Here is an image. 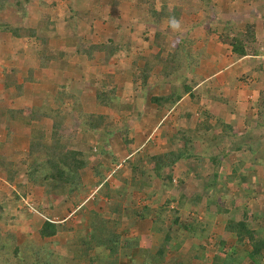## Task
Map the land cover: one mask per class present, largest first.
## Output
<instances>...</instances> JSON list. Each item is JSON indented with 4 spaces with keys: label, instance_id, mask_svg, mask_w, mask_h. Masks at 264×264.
Segmentation results:
<instances>
[{
    "label": "trees",
    "instance_id": "trees-1",
    "mask_svg": "<svg viewBox=\"0 0 264 264\" xmlns=\"http://www.w3.org/2000/svg\"><path fill=\"white\" fill-rule=\"evenodd\" d=\"M61 1L66 13L59 20L52 16L56 0H0V33H9L19 44L27 41L39 68L55 63L60 70L73 71L76 61L109 67L111 73L101 72L100 67L93 78L83 75V81L94 89L96 104L119 117L89 114L83 122L76 97L63 84L56 86L53 97L31 107L27 117L19 113L25 114V109H0V127L5 117L32 124L25 139H14L11 129L0 131V264H116L119 258H128L129 264H191L173 257L187 240H193L189 246L194 250L192 259L199 260L197 250H202L203 258L210 253L209 264H264V133L254 135L255 130H264V91L256 86L264 74L248 71L256 75L252 89L245 82L246 74L235 75L248 90L257 92L253 101L247 102L242 124L234 117L242 100L230 91L231 85L223 86L218 74L227 65L220 59L226 51L233 66L237 59L248 61L246 56L259 55L253 24L243 23L248 18L238 10L241 5H234L236 10L224 15V0ZM260 1L264 0L253 2ZM120 3L128 4L126 18L123 9L120 13L116 9ZM7 9L18 21L4 20ZM173 21L178 27H173ZM133 26L145 30L137 36ZM184 29L186 33L180 35ZM211 35L214 38L209 39ZM198 40L202 45L197 47ZM151 47L155 52L149 51ZM143 52L148 53L146 57ZM126 56L131 58L127 70L122 67ZM114 58H119V64ZM181 71L182 78L175 84L174 77ZM126 80L140 93L158 86L149 102L160 117L165 116L156 128L164 139L159 150L146 138L148 134L127 137L121 115L137 111L139 101L123 100L117 88ZM170 110L175 117L167 118ZM73 112L77 123L71 119L70 125H65L66 114ZM193 113L196 120L186 126ZM78 123L75 135H87L83 140L89 142L87 150H78L71 143L77 140L71 128ZM163 128H167L165 132ZM116 136L122 161L112 152ZM90 139L99 144L96 152L91 150ZM219 141L225 146L211 154L212 149L218 150ZM243 153L248 154L247 159ZM88 157L92 159L88 161ZM180 163L187 171H179L174 183L173 169ZM225 165L229 167L226 174ZM124 167L130 174L129 184L138 191L161 188L162 196L168 195L157 209L122 206V190L116 186ZM203 167L206 175L201 174ZM89 176L92 183L86 184ZM150 177L157 180L151 182L154 186L147 184ZM186 180L195 185L187 197L182 193ZM232 187L241 191L236 198L230 195ZM90 188L95 190L91 200L85 194ZM34 189H40L42 197L30 213L20 207V199L25 191ZM203 197L206 206L213 204L214 216L208 218L214 223L180 216L176 207L188 204L191 208ZM100 201H104L103 209L98 206ZM15 202L16 207H8ZM66 202L72 203L69 214L75 210V220H54L53 215H58ZM43 204L46 209L41 211L38 208ZM126 216L145 224L146 231L161 235L159 244L142 248L137 237L122 239L121 220ZM14 223L26 227L23 234L8 226ZM32 234L33 240L29 238ZM55 240L61 243L58 250L52 249Z\"/></svg>",
    "mask_w": 264,
    "mask_h": 264
},
{
    "label": "crops",
    "instance_id": "crops-1",
    "mask_svg": "<svg viewBox=\"0 0 264 264\" xmlns=\"http://www.w3.org/2000/svg\"><path fill=\"white\" fill-rule=\"evenodd\" d=\"M250 1V0H249ZM255 0H251V4H247L242 2V0H224V6L222 5V10L221 12H223L224 15H229L231 12H233L232 10H236L234 8V5L236 6V4H240V9H238L240 12H242L244 15H246V17L248 19H246L245 21H243V23L245 22H250L252 26V30H253V35L254 38L256 39V48L258 49L259 55L258 56H246L247 59H249L248 61L245 60V57L240 58L243 59L247 62L246 66L248 70H255V65H253V68L251 66V63L254 62V64L256 62H263L264 63V19L263 17L261 18L262 13H264V11H261L264 8V1H260V2H253ZM239 2V3H238ZM232 7V8H231ZM232 9V10H231ZM258 14L260 17H255L254 14ZM12 16H6L4 17V20L6 22H10L12 23L11 20ZM18 21V19L13 20V22ZM239 25V24H238ZM186 29L183 30V32L180 34L182 35L183 33L185 34ZM141 34V32H139ZM34 51H30L28 48V44L27 41H22L18 42L17 39H13L10 37L9 33H5V32H1L0 33V109H6V108H11L13 110H21V109H25L27 110L25 112V114L22 112L20 113V116H28L29 114V110L31 107L34 106H39L40 103L42 101H46L49 98L53 97L52 95L55 94V88L56 86H60V85H66L65 81L69 80L70 83L73 81L72 79V75L73 73H77L78 71L80 72H85V75L87 76V78H93V76H95V73L97 72V68H100L101 66H98V64L96 63H86V62H79L76 61L74 62V66L73 68H71L73 71L71 70H60L58 68V66L53 63L49 66H42L41 68L38 67V61L36 60V58H34L33 53ZM226 55V53L224 54ZM249 57V58H248ZM222 60V58H220ZM223 61V60H222ZM238 64V59L237 62L235 63V65L233 66L232 63H229V65H225L223 69H229L231 67L236 68ZM112 63H110L108 66H110V68ZM239 67L241 64H238ZM257 65L260 67L262 65V63H257ZM123 69H128V67L126 68V66L122 65ZM238 67V66H237ZM102 66L100 68L101 72H110L111 73V69H109V67H105ZM91 70L94 72V74L90 77V75L87 74V71ZM264 70V69H263ZM189 72L192 71V68L190 70H188ZM71 73V74H70ZM218 74H222V71L220 70V72ZM225 74L228 75V70L225 71ZM66 77L70 78L67 79ZM264 77V75H263ZM229 79V78H228ZM232 80V79H231ZM83 81V80H82ZM84 83V81H83ZM127 83V82H126ZM129 84H131L128 81ZM223 84V81L221 82ZM226 84H228L226 82ZM262 83H257L256 86L258 87V90H262L264 87H260ZM230 85L232 86V82L230 81ZM235 86V84H234ZM199 87V86H198ZM73 88V86H72ZM76 88V87H74ZM262 88V89H261ZM68 90V88H67ZM77 90V88L75 89ZM72 91V90H68L70 94L74 95L77 99L79 108L82 109V121L84 122L85 120H83V118H85L84 116L86 115H111L113 117H119L117 115H115V113L113 114V111H109L103 107H99L96 104L95 101V95H94V89L92 90V88L90 86H87L85 83L84 85H82V90L81 92H77V91ZM91 90V91H90ZM231 92H234L235 89L234 87L231 88L230 90ZM254 93V95L256 96L257 92L256 90H252L251 93ZM77 93V94H76ZM237 93L238 90H237ZM136 95L135 92H131L129 93L127 96L123 97L125 99H127V102H141V108L139 109V105L140 103L138 102V109L137 111L135 110L134 112L131 113H124V111L122 112L123 115L122 118L128 117L127 114H129V117H133L135 119H138L137 122H141V120H144V123H142L143 128H140L138 126L137 130L134 129L133 134L131 135L133 138H135L137 135H142V134H150L151 132L156 131V128H158L159 122H156L155 119H159L161 118L160 115L158 114V112L155 110L154 106L152 104H150L149 102V98H147V100L143 101L142 99L140 100L139 97L143 98L142 93H140L139 97L138 95H136L135 99L134 96ZM244 95V91H241V96ZM152 96V95H151ZM255 97H253L254 99ZM138 100V101H137ZM146 105V106H145ZM240 105H243V103H241ZM151 106H153L151 108ZM134 110V109H133ZM173 114V117H175V112L174 110H170L168 112ZM236 113H238L236 111ZM241 113V112H240ZM71 114H66L65 117V125H70V121L71 119L73 121H75V123H77V117L76 114L73 112ZM243 113L238 115H235V119L236 121H240L239 123L242 124L243 121ZM70 115V116H69ZM195 115V113H193L190 117L191 121L193 119V116ZM20 119H16V120H9L8 117H5L4 119H2L1 121V125L2 127H0V131L4 132V128L7 129H11L13 134H15L16 137H13L14 139L16 138V140L18 139V137H20L21 139H25L28 137V133L29 130L31 128V126L29 125L27 129H24L23 127H21V120ZM10 122V123H9ZM74 124V123H73ZM126 124L125 122H123V125ZM137 124V123H136ZM134 124V126L136 125ZM79 123L76 124L74 127L72 126V135H75V127H78ZM124 127H131V129L133 128L130 125H124ZM136 127V126H135ZM3 129V130H2ZM130 129V128H129ZM129 130L128 132V136L129 133L132 130ZM124 130V129H123ZM127 131V129H126ZM76 137L77 140H73L75 143H73L72 145H74V147H76V144H78V147H76L78 150H87L85 149L83 146H88L89 142L87 141L86 144L83 143V140H80V138L78 136H73V138ZM86 141V140H85ZM91 142V139H90ZM72 143V142H71ZM132 148V146H130ZM24 150V149H22ZM92 158L88 157L87 160L90 161ZM178 165H176L175 167H177ZM174 167V169H175ZM108 177V174L106 175ZM92 177L89 176V178L86 181V184H91L92 182L90 180ZM123 181H126L127 183L125 185H123L122 180H119L118 182V186L117 190L124 192V191H129L127 190L128 188L132 187L129 183H130V174H126L124 175V173L121 176ZM177 177H174L173 174V181L175 183ZM106 180V179H105ZM104 181V180H103ZM150 182H157V180L154 177H150ZM186 182H189V180H186ZM157 184V183H156ZM155 185V184H154ZM151 184V186H154ZM158 186V185H157ZM95 191V190H94ZM136 191H138L136 189ZM149 191V190H148ZM158 191V195L157 194ZM140 192V191H139ZM144 192V191H143ZM152 193V194H151ZM147 198H154L157 199L156 197L161 195V188H157V189H152L150 188V192L146 193ZM148 194V195H147ZM154 199V200H155ZM100 203H104V201H100ZM124 202H122V206H124ZM144 206H149V205H144ZM71 215V214H69ZM75 217V216H74ZM85 217V216H84ZM76 218V217H75ZM129 219H127V223L126 221H123L121 223V230L124 232H129V236L131 237H138V242H139V246L140 247H148L150 244V247L153 245L156 246L159 244L160 241V237L158 236V234H153L150 233L148 231H146L144 229L145 224H137L135 223L136 221L133 220L132 217H128ZM126 220V219H124ZM130 222V223H129ZM144 237H148L152 240H154L155 238L156 241L153 243V241L149 244H146V242H144L142 244L143 241H145L146 239ZM59 238V237H58ZM60 239V238H59ZM53 246L54 247L56 244L60 247L61 243L57 242V240L53 241ZM53 249V248H52ZM133 254V253H132ZM168 255V254H167ZM177 253L175 255V257H177ZM123 259L124 261L129 260L128 258H120ZM129 264V263H127Z\"/></svg>",
    "mask_w": 264,
    "mask_h": 264
},
{
    "label": "rangeland",
    "instance_id": "rangeland-1",
    "mask_svg": "<svg viewBox=\"0 0 264 264\" xmlns=\"http://www.w3.org/2000/svg\"><path fill=\"white\" fill-rule=\"evenodd\" d=\"M172 1L173 0H168V2L169 3H172ZM56 3H57V8H55L54 10H53V13H52V16H54V18H57V19H59V20H61L62 19V16H64V13H66V10H65V8H63V4H64V2L63 1H61V0H56ZM34 4H35V2H34ZM125 6H127L128 7V4H125V3H120V5L119 6H117V11H118V13H120L121 12V9H123V15H122V17L123 18H126L125 16H127V15H125ZM30 7V6H29ZM34 7V6H33ZM261 11H264V8L261 10ZM32 12V10L30 11V13ZM4 13H5V15L6 16H12L11 17V20H12V22H13V20H15L16 19V17H14L13 16V11L11 10V9H7L6 11H4ZM30 13H29V17H30ZM125 15V16H124ZM249 24H250V22H248ZM133 28V30L135 31V34L137 35V36H140L141 34L139 33L140 31H142V29L143 30H145L144 29V27H142V26H140V27H137V26H133L132 27ZM127 31H129V30H127ZM209 39H211V38H214V36L213 35H211V36H209L208 37ZM213 42H214V40H213ZM218 44V43H217ZM196 45H197V47L198 46H201L202 45V41H197V43H196ZM219 45V44H218ZM146 50V49H145ZM155 48L154 47H151L150 49H149V51H153V52H155ZM133 51H135L134 49H133ZM132 51V52H133ZM149 51H148V53H149ZM260 52H262V50L260 51ZM131 53V52H130ZM148 53H146V52H143V56L144 57H146L147 56V54ZM231 57V55H229V53H228V51H226V55H223V56H220V58H222V60H225V63L227 64V65H229V60L231 59L230 58ZM119 59V58H118ZM118 59H115L114 58V60H116L117 61V63L119 64V60ZM123 60H122V65H124V66H126V68L130 65L129 63H130V57L129 56H126V57H124V58H122ZM113 60V59H112ZM245 62H247V61H245V60H243V59H238V64H241L240 65V67L238 66V67H236V69H234V71H231V69L229 70V69H222V74H219V76L221 77V80L223 81V86L225 87V88H227L229 85H230V81L232 82V87H234V89H238V92L239 93H237V89L233 92L234 94H236V99H240L241 98V102L243 103V105H238L237 106V108L235 109V111H237L239 114H241V113H243L244 111H245V108H246V105H247V102L249 101V102H251V101H253V97H255V95H254V93L252 92L251 93V91L252 90H248V88H246V86H245V83L243 84V82H241V81H238L239 79H236V77H235V75H238V76H240V75H247V79H246V83L248 84V86H250L251 87V89L253 88V81H252V79L253 78H255L256 77V75H255V73L256 74H258L259 76H261V74H264V63L263 62H256L255 64H254V62H252L251 63V66H252V68H253V65H255V73H252V72H248V71H250V70H248L247 69V66H246V63ZM257 63H262V65L259 67L258 65H257ZM123 67V66H122ZM187 68V70H190L191 68H189V67H186ZM234 68V67H233ZM104 69V68H103ZM220 69V68H219ZM105 70V69H104ZM226 70H228V75H226L225 74V71ZM185 71V70H184ZM182 73H183V71H181V72H179L177 75H176V77H174V83L175 84H177L178 83V81H180V79L182 78ZM87 74L88 75H90V76H92L93 74H94V72L93 71H91V70H88L87 71ZM83 75H85V72H80V71H78L77 73H73V75L71 76L72 77V79H73V81L70 83V81L69 80H66L65 81V83H66V85H64L65 86V88H68V90L70 89V90H72V91H74L76 88H77V90H75V91H77V92H81V90H82V85H84V83H83V81L82 80H84V76ZM123 75V74H122ZM67 79H70V78H68V77H66ZM229 78V79H228ZM224 79H226L225 81H224ZM232 79V80H231ZM129 80V79H128ZM128 80H126L125 81V84L123 85V86H121V87H118L117 89H118V91H121V95L123 96V97H125V96H127L129 93H131V92H134V91H136V95H138V97H139V95H140V90L138 89V87L137 88H135V85H131V84H129L128 83ZM151 80V79H150ZM127 82V83H126ZM226 82L228 83V84H226ZM257 83H262L261 85H260V87H264V77L263 78H261ZM234 84H235V86H234ZM138 85V84H137ZM72 86H73V88H72ZM152 87H147L146 89H144V91L143 92H141V93H143L144 95H143V98H141V97H139V99L141 100H147V98H149L151 95H155V94H157L158 93V86H156V84H154V85H151ZM74 87H76V88H74ZM262 89V88H261ZM92 90H93V88H92ZM197 90L200 92V90H201V87L199 86V87H197ZM263 91H264V88L262 89ZM91 91V90H90ZM241 91H244V95L243 96H241ZM77 94V93H76ZM264 95V94H263ZM235 99V100H236ZM208 104V103H207ZM146 106V105H145ZM208 106H211L210 104H208ZM153 106H151V108H152ZM241 112V113H240ZM238 113H236V115H238ZM113 114H114V112H113ZM169 116H171V117H173V114H172V112L171 113H169L168 115H167V118H169ZM235 116V115H234ZM196 118H197V116L196 115H194L193 116V119H192V121H191V119L190 120H188L187 122H186V126H189V127H191L192 125H193V122L196 120ZM123 120H124V122L127 124V125H130V126H132L133 128L131 129V127H126V129H127V132H129V130L131 129L132 131L129 133V136L127 135V137L128 138H131V139H133V137L131 136L132 134H133V132H134V129H136L137 130V128H138V126L140 127V128H143V126H142V123H144V120H141V122L139 121V122H137L138 121V119H135V118H133V117H130V118H128V122H126L127 121V118L125 117H123L122 118ZM83 120H86V118H83ZM165 120V116L164 117H161V118H159V119H155V121L156 122H161V121H164ZM20 121V120H19ZM10 123V122H9ZM137 123V124H136ZM134 124H136L135 126H134ZM32 125V124H31ZM30 125V126H31ZM21 127H23L24 129H27L28 128V124H25V123H22L21 124ZM165 127V126H164ZM242 127V126H241ZM78 127L76 126L75 127V131H76V129H77ZM130 128V129H129ZM164 130V132H165V130L167 129V128H163ZM235 129H237V128H235ZM259 132H262V133H264V130H255L254 131V135H257V133H259ZM239 133V135H242L241 133L242 132H238ZM253 133V132H252ZM131 134V135H130ZM146 134H143V136H145ZM79 136V138H80V140H87V135H85V134H83V133H81L80 135H78ZM208 136H206V138H207ZM256 137V136H255ZM115 139L113 140V138H112V140H113V143H112V145L114 146V148L112 149V152L114 153V155H115V157H117V160H119V161H122V159L124 158V156H122L121 155V152H120V147H119V139H118V137L116 136V137H114ZM146 138L147 139H149L150 141H152V145L153 146H155V147H157V149L159 150V149H161L162 148V144L164 143V139H163V137L162 136H160V133L156 130V131H154V132H151L150 134H148L147 136H146ZM72 143H75L74 141H71ZM220 142V141H219ZM217 142V149L218 150H211V154H216L217 152L216 151H220L222 148H223V146H225V144H224V142ZM91 144H92V149L91 150H95V152L98 150V145L94 142V140L92 139L91 140ZM76 147H78V144H76ZM85 149H87L89 146H83ZM120 152V153H119ZM242 156H243V158L244 159H247V157H248V154L247 153H243L242 154ZM132 158H133V155H132ZM235 159H236V157H234ZM122 169V168H121ZM179 171H187V169H186V167L183 165V164H179L177 167H175V169H173V174H174V177H177V175H178V172ZM228 171H229V167L227 166V165H225L224 166V172H225V174L226 173H228ZM124 173V175H126L127 173H128V168H126V167H124V169H123V171H122V173H121V175ZM190 173V172H189ZM206 173H207V171H206V168L205 167H203L202 169H201V174H203V175H206ZM264 173V172H263ZM264 175V174H263ZM188 177H190V174H188ZM147 184L149 185V186H151V182H147ZM157 186V185H156ZM182 193H183V195H185V197H187V196H189L191 193H192V191L194 190V188H195V185L194 184H192V180H190L189 182H186L183 186H182ZM11 189H13V187H11ZM136 187H134V186H132V187H130V188H128L127 190H129V191H124V192H122V194H123V197H124V208H131V209H136V210H142L143 209V207H146V206H144V205H149V206H147V209H157V206H158V204H160L162 201H163V199H165L168 195L167 194H164V197L163 196H161V195H159V196H157L156 198L157 199H155L154 198V196H153V198L151 197V198H147V196H146V194H145V192H139V191H136ZM28 190V189H27ZM123 191V190H122ZM239 192H241L239 189H236L235 187H232V189H231V192H230V195L232 196V197H234V198H236V195H237V193L239 194ZM41 192H40V189H34L32 192H27V191H25L24 192V196L20 199V202L22 203L21 204V208H26L27 209V211H29L30 213L33 211V209H32V205H37L40 201H41V197H42V195L40 194ZM94 193H95V191H94V189L93 188H90V189H88V190H86L85 191V194L87 195V199H89V200H91V198L93 197V195H94ZM223 194V193H222ZM39 195H41L40 197H39ZM85 195V196H86ZM148 195V194H147ZM156 195H158V191H157V194ZM221 195V194H220ZM212 196V195H211ZM212 198H214V200H218V198H219V196H213ZM74 199V197H72V200ZM155 199V200H154ZM208 199V198H207ZM254 199H256L257 201H258V199H259V202H263V200L262 199H260L259 197H256V198H254ZM71 200V201H72ZM207 200H206V198L205 197H203L202 198V201L201 202H199L198 204H196L195 206H193V207H191L190 208V206L187 204L186 205V207H184V206H178V207H176V209H178V211H179V213L181 214L180 216H182V217H192V218H197L199 221H201L202 219H207V221H209V222H211V223H214V220L211 218V219H209L211 216H214V207H213V204H209L208 206H206V202ZM219 202L221 201V200H218ZM227 201V200H226ZM10 202V201H9ZM20 202H18V203H20ZM73 202V201H72ZM17 203V204H18ZM10 204V203H9ZM15 204H16V202L14 203V204H12L11 206L9 205L8 207L9 208H12V207H14L15 206ZM72 203L71 202H66V203H64L63 204V207L59 210V213H58V215H53V219L54 220H61L62 218H65L66 217V219H67V221L68 222H72L73 220H75L74 218L76 217V215H77V213L75 212V210L73 211V213H71V215H68L69 214V211H72L73 210V206L71 205ZM98 206H100L102 209L104 208V206H103V203H100V204H98ZM174 206V204H170L169 205V207H173ZM16 207V206H15ZM46 205L45 204H43V205H41L38 209H40L41 211L42 210H45L46 208ZM57 209V208H56ZM189 209H191V210H189ZM40 211V212H41ZM57 211H58V209H57ZM60 214V215H59ZM86 213L84 212L83 213V215H82V217L85 215ZM166 215H167V213H166ZM75 216V217H74ZM129 216H126V217H122V220H121V222L124 220V219H126V220H124V221H126V223H127V219H129L128 218ZM209 217V218H208ZM130 223V222H129ZM140 223H142V222H140ZM8 226H10V227H12V228H16L15 230L17 231V234L19 233V234H23V232H24V230H26V227H24L23 225H15V223H14V225H8ZM7 226V227H8ZM121 227V226H120ZM61 235H59V238H61L60 237ZM62 236H63V234H62ZM122 237V239H127V238H130V236H129V232L127 231V232H124L123 231V233H122V235H121ZM133 236V235H132ZM131 236V237H132ZM158 236L161 238V235H159L158 234ZM24 238V236L22 237V238H19L18 237V240L19 241H22V240H24L23 239ZM29 238H31V240H33V234L29 237ZM146 240L145 241H143L142 242V244L144 243V242H146V244H149V243H151L152 241H153V243L156 241V239L157 238H155L154 240H152V239H150V238H148V237H144ZM221 238L222 239H224L225 237L222 235L221 236ZM220 238V239H221ZM58 239V238H57ZM137 239H138V237H137ZM160 242V241H159ZM192 242H193V240H187L186 242H183L182 243V245L179 247V250H177V255L181 258V260H183V261H189V263H191V264H209V261H210V253H208L207 254V257H202L203 256V251L201 250H197V251H199L198 253H199V260H198V257L195 259H192V257H193V255H194V250L193 249H190V245L192 244ZM195 242V241H194ZM209 242L210 243H213V240H209ZM169 245V244H168ZM194 245H197V244H194ZM172 245L170 244L169 245V247H171ZM143 248V247H142ZM53 249L54 250H58L59 249V246L56 244L54 247H53ZM207 252V251H206ZM175 255H176V253L174 254V256L173 257H175ZM139 256V255H138ZM137 256V259L139 260V257ZM170 257H172V256H170ZM127 263H130V260H126V261H124L123 259H118L117 260V262H116V264H127ZM242 264H247V263H245V262H243Z\"/></svg>",
    "mask_w": 264,
    "mask_h": 264
},
{
    "label": "clouds",
    "instance_id": "clouds-1",
    "mask_svg": "<svg viewBox=\"0 0 264 264\" xmlns=\"http://www.w3.org/2000/svg\"><path fill=\"white\" fill-rule=\"evenodd\" d=\"M172 24H173V27H178V24L175 21H173Z\"/></svg>",
    "mask_w": 264,
    "mask_h": 264
}]
</instances>
